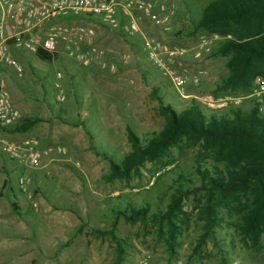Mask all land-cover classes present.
I'll use <instances>...</instances> for the list:
<instances>
[{"label": "rangeland", "instance_id": "obj_1", "mask_svg": "<svg viewBox=\"0 0 264 264\" xmlns=\"http://www.w3.org/2000/svg\"><path fill=\"white\" fill-rule=\"evenodd\" d=\"M206 1L167 0L168 5H173L174 14L166 32H161L145 18L140 20L142 35L184 49L185 55L178 60L180 65H175L177 68L180 66L178 69L185 68L190 73L202 71L196 85L187 84L181 91L183 97L165 74L146 62L141 34L124 33L125 21L119 27L111 28L96 17L86 15L71 18L65 23L93 29L92 44L103 51L104 61L113 65L112 71L95 64H78L72 57L61 55L55 56L51 62L40 61L28 52L16 50L13 56L19 58L18 62L24 64L27 71L23 70L20 76L10 69L2 73L12 105L23 116L44 119L27 130L24 136L35 134L38 128L48 123L54 125V139L66 136L81 140L77 149L74 145L81 158H67L64 149L61 154L53 153L58 156L47 161L56 162L59 168L69 173L66 178L56 173L51 176L47 168L41 167L38 173L44 178H39L40 189L36 187L33 192L36 197L27 201L30 206L31 202L35 203L36 208L45 205L48 200L66 208L69 202L66 192L70 193L71 189L73 195H70L76 201L73 210L84 230L81 232L80 254L64 255V264H140L142 257H146L148 264H171L174 260L183 264H264V248L254 252L243 246L236 230L238 215L227 213L222 208H217L221 218L219 224L212 228L204 243L195 248L201 232L202 220L198 217V210L203 200V192L195 189L199 185L194 172L196 147H187L180 142L169 147L160 161H145L137 168L136 174L111 181L103 179L109 171L107 161L95 153H104L113 162L119 163L131 149L125 125L139 138L140 144L161 128L163 118L157 112V101L149 96L153 89L162 102L175 111L194 100L203 112L208 113L214 109L205 100L209 94L214 99L220 98L222 105L218 108L224 111L232 107L245 111L252 106L253 99L248 97L250 88L245 92L214 91L218 81L227 74L224 67L226 57L202 54L197 51V43L199 36H208L212 39L213 50L223 37L202 29L194 31L191 25L200 17V8ZM208 57L211 60L205 63L204 59ZM31 68L35 69L31 72L37 77L30 74ZM56 73L61 75L58 80ZM54 82L59 84L62 100L56 98L58 89L53 87ZM52 112L56 115L53 116ZM64 128L72 132L65 134ZM19 137L15 134L9 138ZM39 139L48 137L42 135ZM7 162L16 167L11 177L15 185L18 177L30 178L36 173L26 166L10 160ZM179 176H182L180 180ZM149 181H152L151 185ZM178 184L187 193L181 199L184 216L179 222L180 231L173 248H167L166 226L159 216H148L144 222L136 220L133 223L119 217L114 234L123 252L117 260L114 241L109 235L98 234L95 229H108L113 209L123 208L127 202L137 206L147 204L148 214L163 211L172 189ZM23 209L22 228L18 229V233L12 227L14 230L4 226L0 229L1 242L11 243L15 234L25 236L16 246L0 247V264H60L61 261L55 262L53 256L57 228L42 216H32L27 205ZM29 219H33V225L28 223ZM74 233H77L76 229L69 233L66 231L64 236L59 235L60 241Z\"/></svg>", "mask_w": 264, "mask_h": 264}, {"label": "trees", "instance_id": "obj_2", "mask_svg": "<svg viewBox=\"0 0 264 264\" xmlns=\"http://www.w3.org/2000/svg\"><path fill=\"white\" fill-rule=\"evenodd\" d=\"M200 17L192 21V30L202 29L207 33L222 36L219 44L209 52L226 57L227 74L215 85L217 90L247 91L256 76L264 81V0H208L200 8ZM124 21L120 18V25ZM35 56L45 62L53 58L42 51ZM150 98L157 101V112L163 118L161 128L140 144L139 138L125 125L126 139L131 149L119 163L113 162L104 153L109 171L105 181L115 178L127 179L137 173L145 161L157 162L169 147L183 143L196 147L194 172L199 179L195 187L203 192L198 210L202 220L201 232L195 248L200 247L218 225L221 218L217 208L238 215L236 230L243 246L254 252L264 248V116L257 112L255 103L243 111L239 107L214 108L205 113L194 100L179 111L164 104L155 89ZM42 119L23 117L10 132H22ZM179 180L182 176L178 177ZM187 193L176 185L163 211L148 214V205H132L113 209V218L108 229H95L100 235H109L115 243L118 260L122 254L119 239L114 230L117 219L133 223L144 222L151 216L160 217L166 226V245L172 249L182 222L181 199ZM114 207V205H111ZM82 226V225H81ZM79 230V229H78Z\"/></svg>", "mask_w": 264, "mask_h": 264}, {"label": "built area", "instance_id": "obj_3", "mask_svg": "<svg viewBox=\"0 0 264 264\" xmlns=\"http://www.w3.org/2000/svg\"><path fill=\"white\" fill-rule=\"evenodd\" d=\"M174 7L167 0H0V155L18 165L33 170L43 166L44 158L56 151L63 153L62 147L42 146L38 139L9 138V129L16 125L21 115L12 105L3 78L6 69L20 76L23 67L13 57L15 50H23L35 56L36 51L49 54L52 58L58 55L72 57L78 64L98 65L112 71L113 65L106 63L103 51L92 44L94 31L81 24L65 23L79 16L96 17L111 28L120 26V18L125 20L127 35L141 34L140 20L145 18L152 22L161 32L169 28V20L173 17ZM145 60L153 68L165 74L176 92L183 97L181 91L187 84L196 85L200 80L201 70L187 72L178 68V60L185 55L181 47L169 46L154 37L141 34ZM212 39L199 36L197 51L207 54L211 51ZM56 73V79H60ZM56 98L62 100L59 84ZM248 97L253 99L257 112L264 116V81L256 76L250 87ZM208 106H215L216 100L209 94L205 97ZM238 101V100H237ZM30 178L18 177L20 189L29 183ZM149 185L152 181H149ZM34 205V204H33ZM140 264H148L142 257ZM171 264H183L174 260Z\"/></svg>", "mask_w": 264, "mask_h": 264}, {"label": "crops", "instance_id": "obj_4", "mask_svg": "<svg viewBox=\"0 0 264 264\" xmlns=\"http://www.w3.org/2000/svg\"><path fill=\"white\" fill-rule=\"evenodd\" d=\"M174 22H176V21H174ZM121 25H122V23H121ZM15 51H13L12 55L14 54ZM34 57L37 60H39L36 56H34ZM16 59L18 61L19 58H16ZM204 60H205L204 62L206 63V62L211 60V57L210 58L208 57L207 59L205 58ZM21 66H23V70L25 71L26 70V69H24L25 65L21 64ZM31 70L35 71V69L31 68L29 70V72L32 76L37 77V75H35L31 72ZM27 81L30 85L31 84L30 78L28 76H27ZM34 99H36V98H34ZM215 100L217 101V102H215V106L219 107L222 105V103L219 101L220 98H217ZM18 111H19V109H18ZM20 115H21L20 120L23 117H26V116H23L21 114V112H20ZM52 115L55 116L56 114L55 113L53 114V112H52ZM42 120H44V119L42 118ZM40 122H37V123H40ZM30 128H32V127H30ZM29 129H27V130H29ZM27 130L22 131V132H10L9 137L12 135H15V134H19L20 137L19 138H12V139H25V138L33 137V138L38 139L42 146L62 147L67 152L65 154L67 158H68V156L70 158H77V159L81 158V156L78 155L76 150H74L75 149L74 145L76 144L75 146L77 149L78 148L77 144L81 140L80 139H68L66 136L64 137V139H54V137L52 136V134L55 133L53 124L49 125L47 123V125L45 127L38 128L35 131V134L33 133L31 136H24V134L26 133ZM65 130L66 129L64 128V131ZM70 132H72V131L66 130L65 134H69ZM42 135L43 136L47 135L48 139H39ZM53 153L58 154V152H56V151H53ZM53 153L49 154V156L44 158L42 168L43 167L47 168L49 171L48 173L51 174V176H53V174L56 173V174H59L62 178H66V175L69 173L63 171L62 168H59L60 166L58 167V164L56 162H52L51 160L49 161V163L47 162L49 159H51V157L55 158V156H58V155H54ZM15 171H16V167L14 165L8 163L7 159L0 155V229L3 226L5 228L8 227L7 229H10L12 227L15 230L12 228L11 229L14 230L16 233H18V229L22 228L21 216L23 215V213H25V210L23 208L26 207V205H27V207L31 210L30 213L32 214V216H42V217H44L45 221L47 220L50 224H53L57 228L56 234L54 235L56 240L53 242L54 246H55V248L53 250V253H54L53 256H54L55 262L57 260H60L61 261L60 264H64L65 260L63 259V257L66 254L73 253L74 255L75 254L79 255L81 252V248H82V238H81L82 233L81 232L84 230V227L81 226L82 223L78 221L77 216H76L77 213L73 210L75 208L74 203H76V201H74V198L71 197V195H73V193H71V189H70V193L67 194V192H66V196L68 197V198H66V200L69 201L65 205L67 209L66 208H60V207H58V205L55 202H50L49 200L47 202L45 201L46 204L41 205L40 208H36L35 203L31 202V206L33 207V208H31L30 203H27V201H28V199H32V198L36 197V195H34L33 192H34L36 187L38 189H40L41 184L39 182L40 181L39 178L40 177L44 178V176L41 173H38V169L34 170L33 172H36V173L34 176H30V181H29V184H27V187L25 186L24 189H20L17 185V180H16V185L13 184L11 181V179H12L11 177ZM28 223L33 225V223H34L33 219H29ZM75 229H76L77 233H74L73 236L67 235L68 237L67 236L64 237L65 240L60 241L61 237H59V235L64 236V233L66 231H68V233H69ZM23 238H25L24 235L15 234L14 238H13L14 240H12L11 243H9L8 241H2V242L0 241V247L1 248L2 247L7 248L9 246L10 247L16 246L17 244H19V242H21L23 240ZM40 249L41 248H39V250ZM46 254H47V252L45 253V255ZM45 260L47 261L48 259L45 258Z\"/></svg>", "mask_w": 264, "mask_h": 264}]
</instances>
